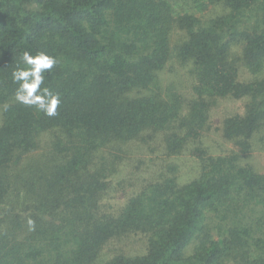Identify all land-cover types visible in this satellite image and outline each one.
<instances>
[{
    "label": "trees",
    "instance_id": "1",
    "mask_svg": "<svg viewBox=\"0 0 264 264\" xmlns=\"http://www.w3.org/2000/svg\"><path fill=\"white\" fill-rule=\"evenodd\" d=\"M25 51L58 61L55 117L14 100ZM176 64L188 85L162 86ZM224 98L241 108L216 120ZM261 131L264 0H0V264H264ZM185 153L199 174L180 184Z\"/></svg>",
    "mask_w": 264,
    "mask_h": 264
},
{
    "label": "rangeland",
    "instance_id": "2",
    "mask_svg": "<svg viewBox=\"0 0 264 264\" xmlns=\"http://www.w3.org/2000/svg\"><path fill=\"white\" fill-rule=\"evenodd\" d=\"M198 14H200L201 10L198 7L196 10ZM176 71H172L169 66L165 69V71L161 72V84L162 86H165L169 83H173L177 85L178 82H184L185 85H188V78L186 77V68L177 65L175 66ZM250 77L248 75V72L242 70L240 72V78L242 80L247 79ZM180 89V88H179ZM182 89V88H181ZM183 90V89H182ZM240 101L231 99V98H224V99H219L213 108V118L214 119H219L220 117L222 118L225 114L228 112H233L237 111L241 107ZM219 122H213L211 126V130L206 132L204 135L205 137V144L211 148L209 151H212V154H216L219 151H223L230 147H232V144L228 142H224L223 144L220 142V134L218 133V127ZM264 131H261L259 135H262ZM258 137V135H257ZM262 147V148H261ZM220 149V150H219ZM224 151V152H225ZM176 161L179 165V170L177 172V180L180 184L186 183L190 181L191 179L195 178L199 174V164L196 161V159L187 153L182 154L181 156H178L176 158ZM254 167L260 171H264V137L263 139L259 140L257 142V146L252 152L251 157L247 159ZM126 169L128 168L127 166L125 167ZM141 175L147 176V173L145 172H140ZM121 175V176H120ZM119 175L120 178H123L122 176H127L126 179H129V175L127 173V170H124L121 174ZM115 179V178H114ZM134 189V188H133ZM132 190V188H129V191ZM128 192V191H127ZM126 193H118L116 196L110 200L115 206L116 205H121L123 201L126 199L128 196ZM105 249L104 253L102 254V258L104 257H111L114 254H116L118 251H124L127 254H137L142 250V238L139 239L136 237V239L133 238H128L125 240H113L110 241Z\"/></svg>",
    "mask_w": 264,
    "mask_h": 264
},
{
    "label": "clouds",
    "instance_id": "3",
    "mask_svg": "<svg viewBox=\"0 0 264 264\" xmlns=\"http://www.w3.org/2000/svg\"><path fill=\"white\" fill-rule=\"evenodd\" d=\"M20 59L21 63L11 73L12 82L17 85L14 100L48 117L57 116L62 104L60 94L47 86L42 87L45 84V73L50 74L58 63L56 57L45 52L32 55L25 51Z\"/></svg>",
    "mask_w": 264,
    "mask_h": 264
}]
</instances>
